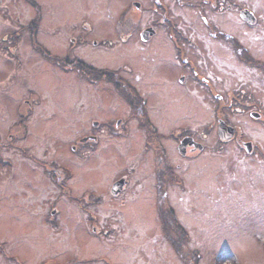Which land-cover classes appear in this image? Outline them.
<instances>
[{
  "label": "rangeland",
  "instance_id": "obj_1",
  "mask_svg": "<svg viewBox=\"0 0 264 264\" xmlns=\"http://www.w3.org/2000/svg\"><path fill=\"white\" fill-rule=\"evenodd\" d=\"M38 1L40 41L60 56L68 52L120 67L147 97L159 133L138 126L139 103L123 83L128 100L138 105L135 116L108 84H91L75 70L45 60L27 28L35 22L33 8L23 0H0V264H264L263 69L210 40L196 7L162 0L182 30L194 40H210L206 62L215 70L222 97L174 80L170 91L159 93L162 73L152 65L151 78L158 80L145 75L159 56L154 46L164 29L158 27L150 45L131 31L164 17L162 7L151 9L154 0ZM246 1L264 17V0ZM206 12L212 22H227L241 40H252L251 51L264 59V28L242 25L241 30L234 8L221 13L207 7ZM84 20L93 28L87 30ZM83 32L88 39L113 43H78ZM14 40L11 54L4 45ZM158 51L157 65L171 78L169 52L162 46ZM196 63L202 70L204 65ZM124 64L131 65L130 71ZM253 103L258 118L244 106ZM118 116L127 117L129 126L117 124ZM218 116L237 125L255 150L245 151L249 141L218 143ZM180 126L193 131L204 146L201 151L179 155L173 135ZM90 133L96 141L85 140ZM165 162L174 174L165 170ZM120 175L128 184L112 195L110 185ZM166 181L174 218L160 201Z\"/></svg>",
  "mask_w": 264,
  "mask_h": 264
},
{
  "label": "flooded vegetation",
  "instance_id": "obj_2",
  "mask_svg": "<svg viewBox=\"0 0 264 264\" xmlns=\"http://www.w3.org/2000/svg\"><path fill=\"white\" fill-rule=\"evenodd\" d=\"M27 4H29L30 7L33 8L35 12V22L33 24L28 25L27 28H29L32 31L31 35V42L33 44V48L37 50L38 53H40L43 58L52 64L64 67L63 69L67 70V72H78L81 79L91 83V84H98L100 82L106 83L109 86H111L121 99H124L127 103L130 112H132V116H135L134 113L138 109L139 105V111L141 114V117L138 118V126L142 129H150L153 134L159 133L157 131V128L155 124L151 120V116L149 114V110L147 107L148 101L147 97L138 90V88L135 86V84L129 80L121 71L120 67H111L109 65H98L92 62L91 60H83L82 58L78 56H74L73 54H69L68 52L64 53V55L60 56L57 54H54L49 50V48L39 39L38 32L39 29L36 32V26L40 27L41 19L43 18V10H42V3L40 4L38 0H23ZM175 4L178 7H196L198 10V17L203 25V27L206 30L207 37L216 42L218 44V47L225 50L226 46L228 49H232L234 53L237 55L238 59L240 61L244 62L245 64L252 65L256 68L263 69L264 71V59L259 58L254 55V53L251 51L250 43L251 41H245L241 40L239 35L236 33H233L229 31V29L226 28L227 22H223L225 25L222 26L218 22L211 21L208 16L206 9L207 7L209 9H213L219 12H226L230 11L231 9H235L236 18L234 20V23L238 25V28L243 30L241 26L248 27L249 30L257 29L259 31V28H264V17H260L258 15L259 7H255L252 5V3L247 2L246 0H242L241 2L239 0H174ZM260 2V1H259ZM258 2V3H259ZM135 3V4H134ZM244 3V4H243ZM134 4V5H133ZM250 4V5H248ZM133 6H136L138 8L140 6V3L137 1L132 2ZM156 7H162L164 10V17L158 21H154L153 23L143 26L137 30L135 28L131 31L137 32V38L139 41L145 45H150L149 43L156 38L157 33L159 31L158 27H162L164 30L163 37L160 39H157L155 41L159 42V44H156L154 46L155 52L159 56H156L154 58L155 63L148 64V71L150 75H145L146 77H149L151 80H158L156 78H151V74H153V70H158L157 73H162V78H159L160 81H162V86L159 87V93L161 89L163 88L166 92L170 91L173 87V80L176 84L179 86H187V82L190 83L193 82L194 84L202 85L203 87L207 88L208 91H210L211 95L214 98H220L222 97L221 91H218L215 87L214 80L217 79L214 73V68L211 63L206 62V51H205V45L209 43L208 40L200 39L199 41L194 40L191 34H188L186 31L182 30L181 27L170 17V8L169 5L163 2L162 0H154V6L151 7L154 11H156ZM41 17V19H40ZM167 17L169 19H167ZM167 20V21H166ZM170 23H169V22ZM232 21V19H231ZM85 28L92 29L93 24L89 22L88 20H84ZM84 26V25H83ZM264 30V29H263ZM36 32V37H34V34ZM84 33V34H83ZM81 33V35L77 36V38L71 36L70 40L77 39L78 43H85V44H91L92 46L97 45H111L113 41L111 39L103 38L100 41L98 40V37H93L91 39H88L85 32ZM155 37V38H154ZM6 40V39H5ZM7 42V41H6ZM10 43V42H9ZM13 44V45H12ZM7 45V44H6ZM4 45V48H9L11 54L14 50L12 47H17V43L11 42L10 45ZM162 46V52H169V71L172 73L171 78L168 77L167 73L163 70L160 65H157L160 60L162 59L160 57L158 48L161 49ZM240 52V53H239ZM15 55V54H14ZM56 58V59H55ZM64 60H67V63H65ZM166 59V58H165ZM164 60V59H163ZM202 66V70L197 65L196 61ZM205 60V61H203ZM74 64H77L80 69L75 68ZM153 65V70H152ZM131 65L124 64L123 68H125L126 71H130ZM79 71L81 73H79ZM145 74V73H144ZM119 83H123L128 90L132 93V95L135 96V98L138 101V105L133 104V100H128V92L122 85ZM159 85L156 83V87ZM172 85V86H171ZM195 86V85H193ZM171 87V88H170ZM204 88L201 87V91H203ZM205 90V89H204ZM242 93L247 94V92L243 89L239 90ZM233 93H235L234 90H232ZM255 103L250 105H245V108L248 109L249 115L253 118H258L259 115H255V113L259 112L256 108L253 106ZM237 109V108H235ZM259 114V113H258ZM258 116V117H257ZM128 118L123 116H118L116 118L117 124H125L124 127L129 126L128 125ZM91 124L94 126L97 124V120H92ZM216 126V141L220 144L229 142L231 140L236 139L240 144H244V142L249 141L248 139H245L239 132L238 126L234 125L233 123H230L223 119L222 116L217 117V121L214 123ZM219 125H223L230 129L231 135L229 138H222L219 135ZM180 132H178L176 135H173L174 139L176 140V150L179 153L180 156H187L189 154L195 153L198 150L201 151V149L204 148L203 144L196 139L193 131L190 128H186L183 126L179 127ZM182 130V131H181ZM160 134H163L162 132ZM156 135V134H155ZM85 140H92L96 141L97 136L94 134H89L84 136ZM83 137V138H84ZM249 145L243 146L245 151L251 152L254 148V144H252L250 141L248 142ZM164 153V152H163ZM164 156L162 154V151L160 153V157ZM162 159V158H161ZM160 159V161H161ZM164 160V157H163ZM164 161H167L166 158ZM162 163V162H161ZM55 170V169H54ZM165 170H167L170 174H174L175 170L173 169V166L171 164L167 165L165 162ZM57 175V174H56ZM127 176L120 175L117 178H115L111 185L109 192L112 195H115L119 192H121L125 186L128 184V180L126 178ZM168 187L167 181L163 186H160L161 190L160 194L162 192V198H160V201H162V205L171 212L169 206H168V199L166 196V190ZM121 194V193H120ZM119 195V194H118ZM173 218L174 213L171 212ZM2 250V249H1ZM16 261H19L18 257L16 255H12ZM20 264L22 262L20 261Z\"/></svg>",
  "mask_w": 264,
  "mask_h": 264
},
{
  "label": "water",
  "instance_id": "obj_3",
  "mask_svg": "<svg viewBox=\"0 0 264 264\" xmlns=\"http://www.w3.org/2000/svg\"><path fill=\"white\" fill-rule=\"evenodd\" d=\"M219 135L222 138H229L231 135V131L229 128L223 126V125H219ZM246 145H248V143H246Z\"/></svg>",
  "mask_w": 264,
  "mask_h": 264
},
{
  "label": "trees",
  "instance_id": "obj_4",
  "mask_svg": "<svg viewBox=\"0 0 264 264\" xmlns=\"http://www.w3.org/2000/svg\"><path fill=\"white\" fill-rule=\"evenodd\" d=\"M56 59V58H55Z\"/></svg>",
  "mask_w": 264,
  "mask_h": 264
}]
</instances>
